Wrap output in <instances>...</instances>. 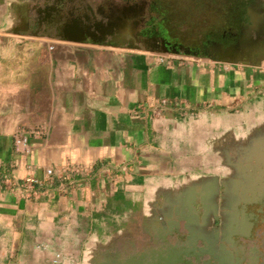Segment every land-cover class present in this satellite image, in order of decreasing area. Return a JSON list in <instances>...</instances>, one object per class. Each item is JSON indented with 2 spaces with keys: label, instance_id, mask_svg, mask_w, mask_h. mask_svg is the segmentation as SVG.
<instances>
[{
  "label": "crops",
  "instance_id": "0c3cea01",
  "mask_svg": "<svg viewBox=\"0 0 264 264\" xmlns=\"http://www.w3.org/2000/svg\"><path fill=\"white\" fill-rule=\"evenodd\" d=\"M144 1L0 0V264H181L264 142V0L242 48L199 13L168 53Z\"/></svg>",
  "mask_w": 264,
  "mask_h": 264
},
{
  "label": "flooded vegetation",
  "instance_id": "af4514ba",
  "mask_svg": "<svg viewBox=\"0 0 264 264\" xmlns=\"http://www.w3.org/2000/svg\"><path fill=\"white\" fill-rule=\"evenodd\" d=\"M53 3L49 10L58 13L59 3ZM143 3L145 5V1ZM102 10V7H98V12ZM66 11L71 17L64 22V27L70 26L69 29L73 31L88 33L92 25H97L88 23L87 14L91 11L89 7H67ZM199 13L203 17L200 24H204L207 35L215 34L214 42L207 46L209 51L212 50L210 47L224 49L230 44H236L238 49L242 48L251 24L255 23L248 0H206L205 9ZM248 19L250 22H247ZM149 23L152 39L142 41V44L166 51L191 46L161 36L151 19ZM164 29L173 33L175 29L172 21ZM190 29L196 31L193 25ZM190 33L192 40L196 39L195 32ZM242 159L234 175L216 193L218 207L213 210V222L198 235L200 247L196 252L187 251L181 264H264V142L248 147ZM188 236L191 238V231H188ZM175 259L177 257L168 259L166 263L174 264L177 261ZM112 263L109 261V264ZM120 264L153 263L142 256L139 262L127 259Z\"/></svg>",
  "mask_w": 264,
  "mask_h": 264
},
{
  "label": "rangeland",
  "instance_id": "374dc122",
  "mask_svg": "<svg viewBox=\"0 0 264 264\" xmlns=\"http://www.w3.org/2000/svg\"><path fill=\"white\" fill-rule=\"evenodd\" d=\"M205 7L206 0H145L142 11H145L147 16H152V24H156L157 29L161 32V36L169 37L173 42L181 43V39L186 34L187 29L192 28L190 17L198 16L197 14L204 10ZM36 11L37 9L33 7L29 10V14L35 15ZM171 21L175 30L173 33H168L164 28ZM32 22V26H35L36 22ZM148 37L149 35L143 41L148 40ZM157 51L160 53H168L167 51Z\"/></svg>",
  "mask_w": 264,
  "mask_h": 264
}]
</instances>
